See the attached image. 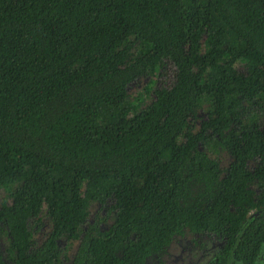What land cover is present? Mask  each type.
<instances>
[{
	"label": "trees",
	"instance_id": "1",
	"mask_svg": "<svg viewBox=\"0 0 264 264\" xmlns=\"http://www.w3.org/2000/svg\"><path fill=\"white\" fill-rule=\"evenodd\" d=\"M184 231L264 258V0H0V264H143Z\"/></svg>",
	"mask_w": 264,
	"mask_h": 264
},
{
	"label": "flooded vegetation",
	"instance_id": "2",
	"mask_svg": "<svg viewBox=\"0 0 264 264\" xmlns=\"http://www.w3.org/2000/svg\"><path fill=\"white\" fill-rule=\"evenodd\" d=\"M224 237L212 233L184 231L171 239L159 254L146 258L143 264H250L226 254ZM264 263L263 254L253 264Z\"/></svg>",
	"mask_w": 264,
	"mask_h": 264
},
{
	"label": "rangeland",
	"instance_id": "3",
	"mask_svg": "<svg viewBox=\"0 0 264 264\" xmlns=\"http://www.w3.org/2000/svg\"><path fill=\"white\" fill-rule=\"evenodd\" d=\"M237 71L239 73H244V71L241 68H238ZM174 81V68L170 63H166L164 65V67L159 71L158 75L156 77H154L153 79H138L134 85L130 86L128 91L129 92H135L140 90L145 84L146 82H149L153 87L155 88H169L172 83ZM224 158V157H223ZM226 160L223 159L221 161L222 165H225ZM111 204V200L110 199H106V203L105 206H109ZM93 210H90L89 213V217H87L85 224L88 220L91 219V216L93 215ZM101 216V215H100ZM47 225V223H45V226ZM39 235V234H37ZM77 243L72 242L70 245V250L66 253L67 254V260L63 261V264H68L69 259L72 257V255L74 254V251L76 249ZM264 264V263H262Z\"/></svg>",
	"mask_w": 264,
	"mask_h": 264
}]
</instances>
